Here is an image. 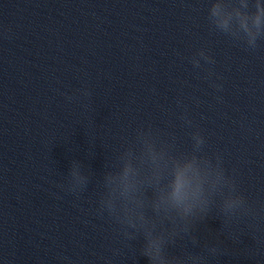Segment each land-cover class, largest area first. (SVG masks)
<instances>
[{
    "label": "water",
    "instance_id": "1",
    "mask_svg": "<svg viewBox=\"0 0 264 264\" xmlns=\"http://www.w3.org/2000/svg\"><path fill=\"white\" fill-rule=\"evenodd\" d=\"M209 7L210 0H0V264H148L142 237L125 247L95 211L106 162L142 125L173 134L181 151L198 128L204 151L223 153L241 192L264 205V42L252 52L212 31ZM200 49L215 65L193 68ZM185 108L196 128L179 119ZM74 160L92 174L79 199L58 187ZM194 235L198 246L185 238L169 253L218 245L209 264H264V218L223 227L213 210Z\"/></svg>",
    "mask_w": 264,
    "mask_h": 264
},
{
    "label": "clouds",
    "instance_id": "2",
    "mask_svg": "<svg viewBox=\"0 0 264 264\" xmlns=\"http://www.w3.org/2000/svg\"><path fill=\"white\" fill-rule=\"evenodd\" d=\"M207 20L210 29L221 33L245 50L256 52L264 42V2L262 0H210ZM201 61L215 65L216 61L204 49L190 60L193 68L202 69ZM205 79L215 76L211 68L203 69ZM219 79V77H217ZM217 92L221 84L210 83ZM80 91V90H77ZM82 95L91 93L85 89ZM66 99L71 102L73 96ZM219 99V97L217 98ZM177 106L181 101L177 99ZM188 128H196L187 109L179 117ZM191 149L177 148L176 137L154 128L151 124L139 126L134 136L125 141L123 150L105 164L98 183L96 214L116 226L124 246L132 249L133 241L142 237L139 255L148 264H209V257L220 253L218 245H205L195 254L184 248L179 255L168 249L178 241L190 240L195 247L199 240L194 232L215 210L222 218L223 227L244 220H256L264 213V205L257 206L241 190L236 169L225 167L224 154L204 151L206 139L201 131L190 133ZM92 174L84 171L80 161H72L66 183L58 187L77 199L87 191ZM228 238H232L229 234ZM254 239V237H253ZM120 250L113 255H120ZM66 264H73L62 257ZM105 264H111L106 260Z\"/></svg>",
    "mask_w": 264,
    "mask_h": 264
}]
</instances>
